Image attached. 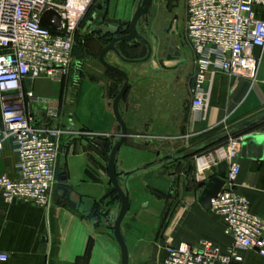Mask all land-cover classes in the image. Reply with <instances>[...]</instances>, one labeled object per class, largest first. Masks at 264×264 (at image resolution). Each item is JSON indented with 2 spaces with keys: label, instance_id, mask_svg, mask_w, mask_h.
<instances>
[{
  "label": "built area",
  "instance_id": "obj_1",
  "mask_svg": "<svg viewBox=\"0 0 264 264\" xmlns=\"http://www.w3.org/2000/svg\"><path fill=\"white\" fill-rule=\"evenodd\" d=\"M184 1L186 38L195 56L190 110L202 114L208 107L211 69L253 79L264 65V0ZM92 2L0 0V157L9 140L18 170L15 178L0 175V202L41 208L51 202L60 149L72 133L56 124L57 109L49 99L35 96L32 88L38 80L59 84L66 78L78 24ZM49 11L60 17L58 29L41 25ZM37 106L45 108V121L31 112ZM243 139L228 137L213 154L193 156L196 182L212 168H224V185L209 211L222 223L231 247L221 251L207 242L167 245L159 264L240 263L239 251L254 249L264 259V218L254 214L248 199L236 190ZM7 259L0 253V262Z\"/></svg>",
  "mask_w": 264,
  "mask_h": 264
},
{
  "label": "crops",
  "instance_id": "obj_2",
  "mask_svg": "<svg viewBox=\"0 0 264 264\" xmlns=\"http://www.w3.org/2000/svg\"><path fill=\"white\" fill-rule=\"evenodd\" d=\"M106 1L107 19L113 24L126 22L127 17L132 13L134 15L136 11L134 0ZM180 69L181 67H177L172 71ZM209 76L211 80L206 111L202 114L191 111L189 97L186 115L182 117L185 118L186 134L175 138L174 141L181 139L188 141L192 137L200 139L210 133L216 134L219 130L220 135L224 133H221V128L227 127V130H231L264 113V65L258 69L253 79L231 77L215 69L209 71ZM53 93H50L51 104L59 111V96ZM92 93L96 99L93 103H98L94 89L87 91L88 99ZM91 107L88 101L87 111L94 112L91 120L87 119L88 127L92 131L110 136L118 134L113 130L114 126L107 114L99 121L100 115ZM31 112L39 120L45 121L47 113L43 106L34 107ZM55 122L57 124L56 120ZM65 129L72 132L71 124ZM71 135L69 142L63 144L60 149L55 171L60 172V175L56 178L57 182L48 207L41 208L23 202L11 204L0 202V253L8 257L0 264H121L120 248L112 232L104 222L94 223L91 219L92 213L98 207L102 181L89 174L90 163L85 158L73 153L72 145L80 136ZM241 135L245 139L254 138L256 153L253 151L249 153L257 156L242 158L240 155L236 190L248 199L251 211L264 218V121ZM187 141L183 142V145L189 146V143H192V140ZM126 144L127 140L116 154L119 161L116 163L119 168L118 174L122 176L146 167L129 164L130 157L125 154L131 153L133 149L126 148ZM159 154L160 151H157L156 156ZM172 155L173 152L170 156ZM16 162V155L8 140L0 157V175L17 177ZM194 169V157L172 161L164 169L146 172L150 174L142 180L147 185L150 183L151 186H156V189L150 188L157 193H159L157 188L162 187L163 191L166 186H170L167 201L171 206L162 235L164 247L181 242L191 246L207 242L225 251L232 245L231 238L224 234L220 220L198 202L201 193L198 184L217 176L224 168L223 166L212 168L204 173L199 182L195 181ZM106 177L110 184L107 166ZM139 181L138 175L129 183V202L132 192H135L133 187L139 184ZM120 230H124L122 226ZM164 247L160 261L164 256ZM239 255L242 261L232 264H264V259L255 249L239 251Z\"/></svg>",
  "mask_w": 264,
  "mask_h": 264
},
{
  "label": "rangeland",
  "instance_id": "obj_3",
  "mask_svg": "<svg viewBox=\"0 0 264 264\" xmlns=\"http://www.w3.org/2000/svg\"><path fill=\"white\" fill-rule=\"evenodd\" d=\"M97 1L99 0H93L78 24L73 60L66 78L59 84L47 80L37 81L33 92L35 96L45 97L50 102L51 92L59 96V111L56 117L58 126L65 129L71 124L73 137L80 136L72 145L73 153L85 158L90 163L89 174L102 181V192L96 209L114 210L117 214L120 210L119 198L106 177L108 156L96 141L108 137L113 146L119 138L116 135L109 136L92 131L87 124V119L91 120V115H94L93 111H87L89 101L91 108L100 115L99 121L107 114L114 126L113 130L117 133L121 132L114 120L111 109L112 99L109 96L117 94L123 81L100 65L97 61V49L96 52L93 51L90 40L81 33L89 17L94 13V3ZM141 1L134 0V11ZM132 17L133 13L127 17L126 22ZM136 31L139 34L138 46L133 50L126 49L125 55L137 61L145 59L150 53L148 61L124 63L112 53L106 55L105 61L126 72L129 78L128 91L118 106L129 136L125 147L133 149L131 153L125 154L130 157L129 164L136 167L160 166L170 157L171 152L174 154L180 152L183 142L187 141L182 139L174 141L175 138L186 134L185 118L182 117L186 115L189 106V87L195 61L186 38L185 1L153 0L149 13L139 20ZM168 55L178 57L181 62L179 64L165 62L164 65L170 68L178 66L181 69L152 72L151 67L158 69L159 61L166 60ZM93 89L97 94L98 103H93V100L96 101L94 93L89 99L87 97V91ZM221 130V133L228 131L227 127ZM219 133L220 130L216 134L210 133L200 139L192 137L190 139L192 143L185 147L189 149L203 144ZM190 140L188 139L187 142ZM223 143L224 141L214 144L200 151L196 156L213 154ZM157 151H160L159 156H156ZM115 161L119 163L118 157ZM147 174L149 173L139 174V184L133 187L135 192H132L129 211L121 224L124 229L120 230L121 236L130 255L129 264H159L160 254L165 245L162 235L171 206L167 201L170 186H166L163 192H155L142 182ZM59 175L60 172H55V178ZM102 222L104 221L100 220V223ZM109 230L112 232L111 229Z\"/></svg>",
  "mask_w": 264,
  "mask_h": 264
},
{
  "label": "water",
  "instance_id": "obj_4",
  "mask_svg": "<svg viewBox=\"0 0 264 264\" xmlns=\"http://www.w3.org/2000/svg\"><path fill=\"white\" fill-rule=\"evenodd\" d=\"M153 0H142L139 2L137 9L132 17V19L129 22H123L120 24L121 27V34L119 36H116L112 41L102 48L98 55V62L109 72L112 74H115L116 76L120 77L123 81L122 86L119 88L117 94L115 96H111L112 99L111 103V109L114 116V119L118 126L120 127L121 132L116 134V136L119 138V140L112 146L110 153L108 155V161H107V176L108 180L117 194L119 198V204L120 210L116 214L114 210H108L104 208L96 209L92 215L91 219L94 223L100 222V220L104 221V224L107 225L109 229L112 230V235L119 245L120 252H121V264H129V253L126 246L125 241L123 240L121 236L120 227L121 224L128 214L129 211V183L130 181L138 176L140 173L143 172H150V171H156L161 170L165 168L170 162L172 161H182L189 157H192L199 153L202 150L207 149L208 147L225 141L228 137H232L235 135H238L240 133H243L247 131L248 129L260 124L264 121V113L260 114L259 116H256L255 118L244 122L243 124L228 130L218 136H215L203 144H200L198 146H195L190 149L183 150L179 153H176L169 158L165 159L160 166H146L141 169H136L133 172L122 176L118 174V166L115 163V158L118 150L123 146V144L126 142L128 136L126 124L124 120L122 119V116L119 112V102L122 100V98L126 95L128 91L129 86V78L126 72L123 70L108 64L104 57L108 53L115 54L120 60L126 62V63H137V62H145L148 61L150 58V53L148 56L143 60H137V61H129L124 59L119 50L118 46L120 43H129L132 41L133 38L139 37L138 32L136 31L137 24L139 20L147 15L150 11V8L152 6ZM51 20L54 21V23H51ZM176 20V18H175ZM40 23L42 26L50 28V29H58L60 27V17L57 13L53 11L46 12L40 20ZM115 30L118 28H114ZM127 29V32H126ZM126 33V34H125ZM125 34V35H124ZM176 58H168V61L174 62L176 61ZM174 70V67H166L164 65V61H159V68H152V72H158V71H171ZM26 87H30V81H26ZM110 136V135H109ZM254 138H248L243 139L240 147V155L242 158H256L257 155L253 156L250 154V151H253L256 153V147L254 145ZM224 178H225V172H220L217 176L210 178L207 182H201L198 184V188L201 190L200 196L198 198L199 204L206 210H209L211 208V200L214 199L220 190L222 189L224 185Z\"/></svg>",
  "mask_w": 264,
  "mask_h": 264
},
{
  "label": "flooded vegetation",
  "instance_id": "obj_5",
  "mask_svg": "<svg viewBox=\"0 0 264 264\" xmlns=\"http://www.w3.org/2000/svg\"><path fill=\"white\" fill-rule=\"evenodd\" d=\"M114 28H118V29L115 30ZM120 32H121L120 24H113L107 19V1L106 0H99L96 3H94V13L89 17L87 25L81 33L84 37L87 36V40H90L91 49H93V51H95L97 49L98 55H99L100 50L102 48H104L105 46H107L112 41V39H114L116 36L122 35ZM126 32H127V29H126ZM137 40H139V38L135 37L132 39V41H130L129 43H125L124 45L128 49L133 50V49L137 48V46H138ZM106 55H105V57H106ZM121 56L126 60L135 61L133 59L128 58L127 56H123L122 54H121ZM105 57H104V59H105ZM168 58H176L177 60L174 62L179 63L178 57H176V56L172 57L171 55H168L166 60H163L164 63L165 62H171V61H168ZM97 61H98V56H97ZM122 62H124V61H122ZM124 63H126V62H124ZM177 67L178 66H175L174 70L177 69Z\"/></svg>",
  "mask_w": 264,
  "mask_h": 264
},
{
  "label": "trees",
  "instance_id": "obj_6",
  "mask_svg": "<svg viewBox=\"0 0 264 264\" xmlns=\"http://www.w3.org/2000/svg\"><path fill=\"white\" fill-rule=\"evenodd\" d=\"M125 43H120V45L118 46V50H119V52H120V54H122L123 56H126L125 54V50L127 49V50H130V49H128L125 45H124ZM122 45V46H121ZM131 59V58H130ZM238 135H241V133L240 134H238ZM96 144L98 145V146H100L101 148H102V150H104V152H105V154L108 156L109 155V153H110V150H111V148H112V143H111V141H110V139H104V140H101V139H99V140H97L96 141ZM150 174V173H149ZM148 185L150 186V187H154L153 189H156V186H151V184L150 183H148ZM157 190H159V192H163L162 191V187L160 188H157Z\"/></svg>",
  "mask_w": 264,
  "mask_h": 264
}]
</instances>
